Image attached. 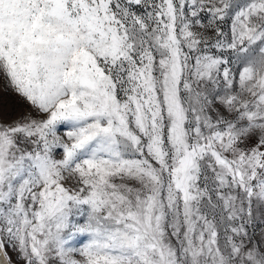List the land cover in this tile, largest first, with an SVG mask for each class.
Wrapping results in <instances>:
<instances>
[{"label":"snow or ice","instance_id":"1","mask_svg":"<svg viewBox=\"0 0 264 264\" xmlns=\"http://www.w3.org/2000/svg\"><path fill=\"white\" fill-rule=\"evenodd\" d=\"M0 78V264H264V0H0Z\"/></svg>","mask_w":264,"mask_h":264},{"label":"rangeland","instance_id":"2","mask_svg":"<svg viewBox=\"0 0 264 264\" xmlns=\"http://www.w3.org/2000/svg\"><path fill=\"white\" fill-rule=\"evenodd\" d=\"M23 104L18 102L17 97L7 89V82L0 78V116L5 112L7 113V119H14L18 114ZM87 208V206H83ZM76 223L83 224L86 219L85 215L79 217H70ZM68 230H65V236H67ZM90 239L88 233H74L71 239H67L66 247L79 248L83 246Z\"/></svg>","mask_w":264,"mask_h":264}]
</instances>
